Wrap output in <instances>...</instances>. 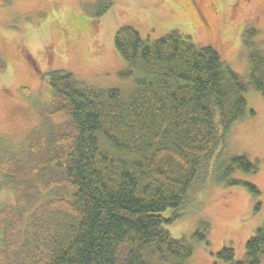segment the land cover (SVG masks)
<instances>
[{
  "label": "trees",
  "instance_id": "1",
  "mask_svg": "<svg viewBox=\"0 0 264 264\" xmlns=\"http://www.w3.org/2000/svg\"><path fill=\"white\" fill-rule=\"evenodd\" d=\"M254 33L244 34L246 77L212 45L198 47L176 30L149 41L131 27L114 38L127 65L122 76L135 78L127 99L118 89L50 72L48 135L29 145V172L12 175L8 165L0 183L16 188L12 213L2 215L0 264H189L191 241L166 226L199 209L194 194L202 172L230 128L254 115L246 93L264 96V52ZM256 170L245 154L233 156L219 181L236 185L242 181L229 178L234 172ZM23 210L29 215L19 231ZM207 229L200 224L191 240L206 242ZM263 252L264 219L240 258L231 243L212 264H260Z\"/></svg>",
  "mask_w": 264,
  "mask_h": 264
},
{
  "label": "rangeland",
  "instance_id": "2",
  "mask_svg": "<svg viewBox=\"0 0 264 264\" xmlns=\"http://www.w3.org/2000/svg\"><path fill=\"white\" fill-rule=\"evenodd\" d=\"M131 27L142 38L155 41L171 30L188 35L198 47L212 45L239 75L248 73L244 34L264 52V0H4L0 2V183L4 168L11 174L29 172V145L47 137L43 112L51 106L48 74L65 71L88 86L118 89L127 99L135 78L122 73L127 65L114 45L116 32ZM254 111L235 123L223 150L209 162L195 187L199 209L166 226L174 237L185 236L193 246L189 264H212L214 253L233 244L240 258L244 246L264 219V96L246 93ZM245 154L256 162L255 173L234 172L229 178L245 184L219 181L222 165ZM39 183L47 179L34 177ZM16 202V188L0 185V244ZM16 215L24 225L27 210ZM207 224V240L192 241L200 224ZM264 264V252L260 259Z\"/></svg>",
  "mask_w": 264,
  "mask_h": 264
}]
</instances>
